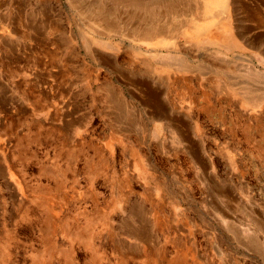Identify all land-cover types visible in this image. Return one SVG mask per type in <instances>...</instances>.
I'll return each instance as SVG.
<instances>
[{"label": "rangeland", "instance_id": "1", "mask_svg": "<svg viewBox=\"0 0 264 264\" xmlns=\"http://www.w3.org/2000/svg\"><path fill=\"white\" fill-rule=\"evenodd\" d=\"M214 1L0 0V264H264V0Z\"/></svg>", "mask_w": 264, "mask_h": 264}, {"label": "bare ground", "instance_id": "2", "mask_svg": "<svg viewBox=\"0 0 264 264\" xmlns=\"http://www.w3.org/2000/svg\"><path fill=\"white\" fill-rule=\"evenodd\" d=\"M231 1L232 0H215L213 3H210L209 4V7H207V10H210L213 7H219V9H220V13L219 14H224L226 11H228L230 9V6H231L230 3H231ZM107 17H108V15L103 16L104 19L107 18ZM202 28H204V26ZM206 28H208V27L206 26ZM162 32H163V29L162 28L154 27V25L153 26L151 25V26H149L146 29V31L144 32V34L142 35V37H144V38H150L153 35L160 34Z\"/></svg>", "mask_w": 264, "mask_h": 264}, {"label": "crops", "instance_id": "3", "mask_svg": "<svg viewBox=\"0 0 264 264\" xmlns=\"http://www.w3.org/2000/svg\"><path fill=\"white\" fill-rule=\"evenodd\" d=\"M230 5H232V1L230 3ZM212 41H216V39H222V41H224V45L227 47V48H231V47H241V45L236 42L233 38L229 37L228 35H225V34H222V33H215L213 34V36L211 37ZM259 100V99H258ZM0 154L2 156V158H4L5 160L8 159V153H7V148L6 146L3 144V143H0ZM8 168H9V165H7V172H8ZM11 168V166H10Z\"/></svg>", "mask_w": 264, "mask_h": 264}]
</instances>
